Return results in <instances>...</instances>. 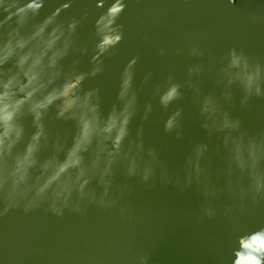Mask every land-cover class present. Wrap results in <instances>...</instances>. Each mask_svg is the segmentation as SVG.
I'll return each instance as SVG.
<instances>
[{
	"label": "water",
	"instance_id": "water-1",
	"mask_svg": "<svg viewBox=\"0 0 264 264\" xmlns=\"http://www.w3.org/2000/svg\"><path fill=\"white\" fill-rule=\"evenodd\" d=\"M28 2L4 0L17 5ZM125 2L126 9L119 20L124 25V41L106 60L105 73L86 80L84 86L100 89L102 108L107 114L117 102L121 73L132 58L140 56L135 80L137 114L130 131L131 139L136 140L142 130L146 160L151 159L148 149L156 152L155 177L146 183L139 175L127 176L121 165L116 169L114 192L118 195V186L127 185L131 194L125 193L109 211L89 206L83 215L66 212L58 218L44 211L25 216L17 210L0 218V264H254L252 253L264 251V235H253L245 241L249 254L239 257L238 241L242 234L264 228V203L242 204L228 190L229 180L235 182L238 176L227 174L224 136L210 134L203 127L199 104L205 96L212 95L224 111L242 121L246 130H264V99L253 98L243 106V93L234 87L230 90L233 98L227 101L224 93L228 89L217 76L220 61L233 47L253 60H264V0H237V4L231 0ZM65 4L72 6L62 13L64 18L87 14L80 42L89 49L87 55L70 57L65 70H71L76 61L79 69L86 72L92 66L95 21L109 7L113 13L119 12L120 3L45 0L41 17ZM5 18L0 8V23ZM5 39L6 30L0 29V44ZM193 43L204 49L202 59L188 55ZM162 47L167 49V57L159 55ZM180 48L184 53L178 55ZM196 63L209 70L190 78L188 70ZM170 75L181 84L182 96L165 108L156 89L163 91ZM146 76L150 77L147 83ZM195 88L200 89L199 96ZM148 105L152 111L144 119ZM178 110L182 111L179 139L174 132L165 131L166 120ZM45 124L51 143H71L76 132L73 122L56 119L53 109ZM26 127L30 135L34 131L30 119ZM198 144L208 145L201 159L205 171L199 180L188 166ZM52 154L53 149L46 148L41 160ZM178 184L183 185V190Z\"/></svg>",
	"mask_w": 264,
	"mask_h": 264
},
{
	"label": "clouds",
	"instance_id": "clouds-1",
	"mask_svg": "<svg viewBox=\"0 0 264 264\" xmlns=\"http://www.w3.org/2000/svg\"><path fill=\"white\" fill-rule=\"evenodd\" d=\"M119 3V12L113 13L109 7L95 21L92 66L85 72L76 61L66 71L65 62L77 54H88V47L80 42L81 29L88 19L86 13L64 18L62 13L72 6L65 4L41 17L45 0H29L23 5L0 0V8L6 14L0 23V29L6 30V39L0 44V218L17 210L25 216L44 211L58 218H63L66 212L83 215L89 206L109 211L125 193L131 194L127 185L118 186V195L114 192L116 169L121 165L129 177L139 175L146 183L155 177L156 152L148 149L151 159L146 160L142 130L136 140L131 139L130 131L137 114L135 80L140 56L132 58L121 73L117 102L107 114L102 108L100 89L84 86L86 80L105 73L106 60L124 41V25L119 20L126 2L119 0ZM231 3L238 2L231 0ZM12 22L14 26H10ZM183 53V48L177 49L178 55ZM167 54L166 48H160L161 57ZM188 55L202 59L204 49L193 43ZM208 70L196 63L189 68L188 75L200 77ZM217 76L228 89L224 93L227 101L232 100L230 90L234 87L243 93V106L253 98L264 99V60H253L233 47L220 61ZM149 78L145 77L146 83ZM156 91L165 108L182 96L181 84L171 75L163 91L160 87ZM195 92L200 95L199 88ZM199 107L203 127L210 134L224 136L227 174L238 176L235 182L229 180L228 190L242 204L264 203V130H246L242 121L224 111L212 95L205 96ZM53 109L56 119L75 124L70 144L60 140L53 144L49 139L45 120ZM151 111L148 105L144 119ZM29 119L34 128L30 135L26 127ZM181 119L182 111L178 110L165 123V131L174 132L177 139L182 136ZM49 147L53 154L41 160V153ZM207 151V144H198L194 157L188 159L189 169L195 171L197 180L205 171L201 159ZM178 187L183 190L182 184ZM253 235H264V228L242 234L238 257L249 254L244 242ZM252 255L254 264H264V251Z\"/></svg>",
	"mask_w": 264,
	"mask_h": 264
}]
</instances>
